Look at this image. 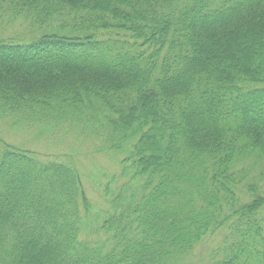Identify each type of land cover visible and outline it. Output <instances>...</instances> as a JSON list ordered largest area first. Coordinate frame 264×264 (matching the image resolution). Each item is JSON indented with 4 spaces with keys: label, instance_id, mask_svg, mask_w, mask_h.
Masks as SVG:
<instances>
[{
    "label": "trees",
    "instance_id": "trees-1",
    "mask_svg": "<svg viewBox=\"0 0 264 264\" xmlns=\"http://www.w3.org/2000/svg\"><path fill=\"white\" fill-rule=\"evenodd\" d=\"M0 264H264V0H0ZM219 239L204 252L199 246Z\"/></svg>",
    "mask_w": 264,
    "mask_h": 264
},
{
    "label": "rangeland",
    "instance_id": "rangeland-1",
    "mask_svg": "<svg viewBox=\"0 0 264 264\" xmlns=\"http://www.w3.org/2000/svg\"><path fill=\"white\" fill-rule=\"evenodd\" d=\"M0 35L5 37H20L25 35V31H22L17 26H7L0 30ZM0 136L12 145L37 152L40 151L44 154L71 155L72 160L76 163L82 175L86 194L94 208L103 209L105 207L101 198L100 188L93 181L97 178L99 182L104 181L103 173L110 174L115 172L117 165L107 155L94 153L90 142L83 141L80 144L69 138L64 142L52 144L51 142L34 138L31 133L12 130L4 123H0ZM217 239H219V234L208 238L202 246H199V252H204L205 247L211 246Z\"/></svg>",
    "mask_w": 264,
    "mask_h": 264
}]
</instances>
